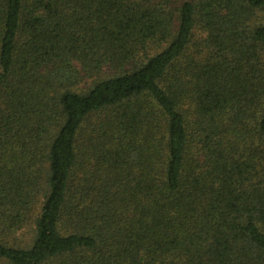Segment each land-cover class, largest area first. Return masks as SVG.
Here are the masks:
<instances>
[{
    "label": "trees",
    "instance_id": "16d2710c",
    "mask_svg": "<svg viewBox=\"0 0 264 264\" xmlns=\"http://www.w3.org/2000/svg\"><path fill=\"white\" fill-rule=\"evenodd\" d=\"M0 264H264V0H0Z\"/></svg>",
    "mask_w": 264,
    "mask_h": 264
}]
</instances>
